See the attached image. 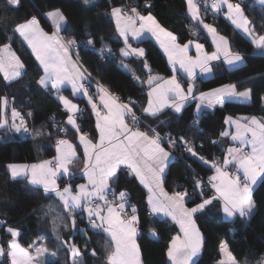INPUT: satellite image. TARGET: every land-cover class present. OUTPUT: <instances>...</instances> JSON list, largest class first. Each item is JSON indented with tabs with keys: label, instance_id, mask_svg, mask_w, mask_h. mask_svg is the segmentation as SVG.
Here are the masks:
<instances>
[{
	"label": "snow or ice",
	"instance_id": "6c2138e0",
	"mask_svg": "<svg viewBox=\"0 0 264 264\" xmlns=\"http://www.w3.org/2000/svg\"><path fill=\"white\" fill-rule=\"evenodd\" d=\"M258 2L264 5V0ZM83 3L89 5L92 0H83ZM5 6L18 9L21 0H5ZM186 6L192 20L196 21L197 26H202L211 38L213 51H207L205 44L199 42L198 28L191 31L196 39L180 43L174 32L163 27L150 11L144 14L140 10L141 7L145 10L152 7L148 0L143 5L134 0L133 5L123 4L111 8L115 30L124 45L119 49V55L122 58H139L148 74L147 80L142 81L148 86L146 102L139 107L136 99L129 97L125 101L98 81L95 82L93 93L91 73L79 62L78 52L73 51L78 48L75 37L61 35L67 18L59 8L46 14L53 31H45L40 20L33 15L17 22L12 29L13 36L6 37L8 42L0 44V76L6 82L5 87L21 78L26 71L25 62L12 47L13 39L19 38L38 62L42 74L37 83L56 96L66 112V126H56V155L40 163L8 164L11 178L15 180L23 177L28 185L42 188L46 197L55 198L45 212L46 216L52 217L54 232H57L60 223L85 232L86 229L78 228L77 221L80 216L86 215L87 228L103 232L108 237L105 245L107 264H141L140 246L137 243L140 218L136 206L130 203L127 190H117L122 174L134 177L147 190V204L152 214L168 217L178 225L179 232L171 237L167 246L170 264H196L195 258L200 255L205 243L196 224L197 213L219 203L226 217L248 220L256 209L254 192L258 182L264 181V117H226L225 123L235 130H225L219 135L230 138L232 144L222 153V157H213L211 160L198 156L195 144L185 136H163L150 125L142 127L145 120L158 119L165 110L181 114L189 102H195L197 119H194L193 124L198 125L199 113L203 108L223 107L226 101H250L252 98L251 89L238 90L235 83L223 84L197 94L195 81L198 76L213 72V62L220 61L234 68L244 62V57L238 51H233L227 36L205 21L197 0H186ZM209 9L213 15L223 13L236 29L242 30L250 38L259 53L264 54V33L250 27L251 22L245 15L242 0L235 3L232 0H211L210 5L204 0L205 13ZM146 33L155 38L166 54L171 66V75L168 77L153 74L146 49L133 46L132 42H141ZM86 43L94 47L92 39ZM193 49L194 55L190 54ZM99 53L101 56L112 55V50L104 46L99 49ZM133 78L140 79L135 73ZM68 89L72 97L82 95L86 98L95 116V136L83 131L78 123L77 114L82 110L63 94ZM7 105L8 97L0 95V130L30 134L33 138L42 135L40 130L29 128L31 111L24 113L13 106L9 120ZM69 131H72L78 143L74 144L65 138ZM61 133L62 136L59 135ZM212 143L217 144L218 141L213 140ZM179 147H183L191 157L198 158L212 172L206 183L198 174L193 180L192 192L199 202L192 199L187 188L171 193L165 189L169 162ZM79 149H82L81 171L86 183L75 187L70 182L58 183L65 177L71 180L72 166L81 161ZM177 187L179 189L181 186ZM205 187L209 188L210 194L205 192ZM189 202L191 207L188 206ZM4 223L0 221V224ZM6 232L11 239L6 244L0 243V259H3L4 264H44L40 257L47 253L46 246L37 242L22 246L18 240L21 235L19 229L9 226ZM150 233L152 236L157 235L154 229H150ZM57 239H60L58 232ZM60 246L66 247L73 257L79 256L82 251L69 241L61 240ZM219 252L221 259L217 264H240L227 241L220 242ZM91 254L95 256V250ZM51 255L55 256L56 253ZM73 264H79V261L74 259ZM257 264H264V257Z\"/></svg>",
	"mask_w": 264,
	"mask_h": 264
},
{
	"label": "trees",
	"instance_id": "16d2710c",
	"mask_svg": "<svg viewBox=\"0 0 264 264\" xmlns=\"http://www.w3.org/2000/svg\"><path fill=\"white\" fill-rule=\"evenodd\" d=\"M133 0H92L85 5L83 0H21L18 9L5 6V0H0V44L7 43L6 37L13 36L12 29L15 24L26 17L33 15L40 20L42 27L49 30L51 24L47 19V13L59 8L65 14L67 21L63 36L86 43L88 39L94 41V47L80 45L73 51L78 52L79 61L91 73L92 81L100 82L109 87L112 92L121 96L125 101L129 97L138 101V107L146 102L147 88L139 82L145 81L147 74L143 71L141 60L129 58L124 60L119 55V49L123 46L115 30V21L110 12L113 6H118ZM241 2V0H232ZM143 5L145 0H137ZM152 7L141 11L147 14L150 11L159 23L173 31L178 41L184 43L189 39H196L191 35L193 29L198 28L199 41L205 44V48L211 51L213 46L210 38L200 26H194L187 11L186 0H148ZM245 15L251 22L250 26L259 33H264V5L257 0H242ZM204 11V8H203ZM206 22L217 27L218 31L229 38L233 51H238L244 57V62L234 68L217 61L213 62L211 76L199 77L195 81L197 94L200 91H208L223 84L235 83L238 90L251 89L250 101H226L223 107L216 106L213 109H205L199 115L198 125L192 120L197 119L195 114V102L185 106L179 115L171 110H165L158 119L148 118L144 126H151L162 133L185 136L195 144V150L199 156L212 159L215 152L226 146L223 137L217 144L212 140L219 137L225 127L227 116L264 117V54L259 53L251 43L248 36L228 21L221 13L211 17L204 11ZM146 49L147 61L154 73L168 77L171 68L165 55L157 44L150 38L138 43ZM108 47L112 50V56H101L98 48ZM13 49L25 62V74L17 81L5 87L0 76V95L8 97L7 118L11 119V108L27 113L28 125L31 130H40L42 135L35 138L21 137L17 133L0 130V225L1 243L11 239L6 232L7 227H15L20 230L18 237L22 246L33 242L44 241L49 250L56 253L53 259L46 260L44 264H73L74 259H80L79 264H107L106 248L108 237L105 233L87 228V219L80 216L77 224L79 229L85 232L73 230L60 223L57 232L53 231L52 217L46 216L48 206L53 204L54 197L45 196L42 188H34L28 185L24 178L13 180L7 168L9 163H30L55 155V140L58 137L56 126H66V112L56 96L45 91L37 83L40 72L38 62L35 61L31 51L19 38H14ZM123 61V63H122ZM125 66L122 67L121 65ZM133 73L140 79L133 78ZM94 85L92 89L94 90ZM83 131L95 136V118L87 107L86 113L78 118ZM163 122V123H162ZM54 124H57L56 126ZM74 131V130H73ZM59 135H63L62 133ZM70 137L75 143L72 131ZM66 136V137H67ZM202 145V147H201ZM81 155V150L79 149ZM82 159V155H81ZM212 172L208 167L190 154L184 157L175 156L169 163L166 173L165 187L168 191L183 190L187 188L193 200L196 194L192 192L193 180L198 176H205ZM82 178L76 177L74 183ZM178 185L181 187L178 189ZM119 190H127L130 203L137 208L140 218L137 243L140 246L143 264H170L167 258V246L171 237L178 232V226L168 218L153 215L147 204V191L132 176L122 174L118 184ZM209 192V190H205ZM210 194V192H209ZM256 209L251 218L236 217L224 219L212 216L207 209L195 216L196 224L205 238L202 251L195 260L196 264H217L221 258L219 247L221 241H227L230 250L240 264H257L264 257V181H260L254 192ZM199 202V200H196ZM188 206H192L189 202ZM127 211L130 212V209ZM150 229H154L156 236H152ZM61 240L75 243L82 249L81 254L73 257V254L62 247ZM92 250L96 255L93 256ZM0 264H4L0 259Z\"/></svg>",
	"mask_w": 264,
	"mask_h": 264
},
{
	"label": "crops",
	"instance_id": "0c3cea01",
	"mask_svg": "<svg viewBox=\"0 0 264 264\" xmlns=\"http://www.w3.org/2000/svg\"><path fill=\"white\" fill-rule=\"evenodd\" d=\"M232 2H234V1H232ZM257 2H258V0H257ZM235 3V2H234ZM118 6H120V5H118ZM226 10V9H225ZM222 15H223V13H221ZM201 16L204 18V11H203V8H201ZM190 18H191V16H190ZM47 19H48V17H47ZM192 19V18H191ZM48 21L50 22V24H51V28L49 29V30H47V29H45L44 27V30L45 31H48V32H51V31H53L54 29H53V27H52V23H51V21L48 19ZM115 21V20H114ZM158 21V20H157ZM193 22H194V26H196L197 24H196V21H194V20H192ZM159 22V21H158ZM208 23V22H207ZM196 24V25H195ZM42 26V25H41ZM164 27V26H163ZM251 27V26H250ZM200 28H202V26H200ZM167 29V28H166ZM169 30V29H168ZM243 34H245L242 30H240ZM207 34V33H206ZM176 35V34H175ZM246 35V34H245ZM247 36V35H246ZM209 37V36H208ZM146 38H150V39H152L156 44H157V46L159 47V49L161 50V52L165 55V57H166V59H167V56H166V54L164 53V51H163V49H161L160 48V46H159V44L155 41V38L154 37H152L150 34H148V33H146L145 34V36H144V38H143V40L144 39H146ZM210 38V37H209ZM210 40H211V38H210ZM187 42V41H186ZM200 42V41H199ZM133 43V46H139V47H143V46H141V45H139L137 42H135V41H133L132 42ZM181 43V42H180ZM202 43V42H201ZM124 46V45H123ZM122 46V47H123ZM144 48V47H143ZM30 50V49H29ZM214 50V48H212V50L211 51H213ZM31 51V50H30ZM208 51V50H207ZM190 54H192V55H194L195 53H194V49L192 50V52H190ZM122 58V57H121ZM129 58H135V59H138V60H140L139 58H136V57H127V58H122V59H124V60H127V59H129ZM168 61V60H167ZM80 62V61H79ZM81 63V62H80ZM170 66V65H169ZM229 67V66H228ZM85 68V67H84ZM170 68H171V66H170ZM197 71H199V70H197ZM213 73V72H212ZM212 73L210 74V75H207V76H199V77H202V78H206V77H209V76H211L212 75ZM20 79V78H19ZM15 82V81H14ZM13 83V82H12ZM93 85L95 86V83L93 82ZM94 91H95V87H94ZM209 91V90H208ZM64 95H66V96H68L70 99H72L73 100V102L74 103H76L77 105H78V107H80L81 105H84V106H87V107H89V109H90V106L87 104V100H86V98L85 97H83L82 95L81 96H76V97H72L71 96V94H70V89H68V90H66L64 93H63ZM235 101H242V100H235ZM245 102H247V101H245ZM190 103V102H189ZM188 103V104H189ZM188 104H186V105H188ZM185 105V106H186ZM217 106H219V105H217ZM63 107V106H62ZM205 109H213V108H203L202 109V111L203 110H205ZM65 110V109H64ZM90 111H91V109H90ZM201 111V112H202ZM200 112V113H201ZM92 113V112H91ZM200 113H199V115H200ZM195 114L197 115V113H196V109H195ZM93 116H94V114H93ZM227 117H229V116H227ZM233 119H240V118H242V117H240V116H235V117H233V116H231ZM256 117H258V118H261L260 116H256ZM94 118H95V116H94ZM66 121V120H65ZM79 123V122H78ZM67 127H71V126H67ZM225 130H229V131H234L235 129H234V127H231V126H229L228 124H226L225 123V127H224V129H223V131H225ZM65 138H67V139H69V140H71L74 144H76V143H78V141L76 140V143L70 138V137H65ZM224 138V137H223ZM224 140H225V143H226V146H225V148H224V151L226 150V148L228 147V146H230L231 144H232V141L230 140V138H224ZM81 150V155H82V149H80ZM78 154H79V152H78ZM55 155H56V152H55ZM54 155V156H55ZM54 156H52V157H49V158H45V159H41V160H39V161H35V162H30V163H25V162H21V163H15V164H33V163H40L41 161H43V160H51ZM174 158V155L172 156V159ZM172 159L170 160V162L172 161ZM169 162V163H170ZM82 163H83V161H82V159H81V161L79 162V163H77V164H75L74 166H72V172H73V176H72V178H71V180H69V178H67V177H65V178H63L62 180H59L58 181V183H61V184H63V183H65V182H70L72 185H73V187H75L76 185H78V184H81V183H86V178H84V176H83V173H82V171H81V168H82ZM9 164H12V163H9ZM9 170V169H8ZM10 172V171H9ZM211 175H212V173H211ZM80 177V178H82L80 181H78V182H76V183H74L75 182V180L73 181V179L74 178H76V177ZM17 178H23V177H17ZM137 180V179H136ZM138 181V180H137ZM139 182V181H138ZM259 183V182H258ZM140 184V183H139ZM141 185V184H140ZM142 187H143V185H141ZM165 189H166V187H165ZM146 190V189H145ZM167 190V189H166ZM147 191V190H146ZM168 191V190H167ZM169 193H171V192H173V191H168ZM148 195V194H147ZM149 207V206H148ZM189 207H191V206H189ZM149 210H150V207H149ZM207 211H209L210 212V214H212V216H217V217H221V218H224V219H231V218H228V217H226L224 214H223V212H222V209H221V207H220V205H219V203H215L214 205H212V206H209L208 208H207ZM151 212V211H150ZM154 215V214H153ZM85 217H86V215H84ZM155 216H157V215H155ZM157 217H161V218H168V217H164L163 215H159V216H157ZM168 219H170V218H168ZM171 220V219H170ZM1 225V224H0ZM178 226V225H177ZM178 232H179V227H178ZM177 232V233H178ZM176 233V234H177ZM175 235V234H174ZM0 243H1V240H0ZM55 256H49L48 257V260L49 259H53ZM198 257H196L195 258V260L197 259ZM140 259H141V256H140ZM141 263H142V259H141ZM143 264V263H142Z\"/></svg>",
	"mask_w": 264,
	"mask_h": 264
},
{
	"label": "built area",
	"instance_id": "2783aa9c",
	"mask_svg": "<svg viewBox=\"0 0 264 264\" xmlns=\"http://www.w3.org/2000/svg\"><path fill=\"white\" fill-rule=\"evenodd\" d=\"M136 2H137V0H136ZM133 3H134V0H133ZM197 3L200 4L201 8H204V0H197ZM207 3L210 5V4H211V0H207ZM124 4L131 5L129 1H126V3H124ZM121 5H123V4H121ZM121 5H120V6H121ZM208 14H209L211 17H214V16H215V15L212 14V12H211L210 9H209V11H208ZM61 35H62V33H61ZM76 41H77L78 46L82 45V46L85 47V46L87 45V43H83V42L78 41V40H76ZM107 48H108V47H107ZM99 49H101V48H98V50H99ZM108 49H110V48H108ZM112 54H113V52H112ZM107 56H110V57H111L112 55H107ZM121 66L124 67L125 65L122 64ZM132 75H133V74H132ZM142 84H144V83L139 82V85H142ZM92 91H93V93L95 92L93 89H92ZM79 108L82 110V112L77 114V120H78L79 117L83 116L84 113H86V111H87V106L81 105ZM193 121H194V120H192V122H193ZM54 125L56 126L57 124H54ZM61 127H62V126H61ZM158 132H159V131H158ZM160 133H161V135H163V136H167L168 134H170V133H162V132H160ZM19 135H20L21 137H25V138H33V136L30 135V134H19ZM171 136L174 137V138H176V137L173 136V135H171ZM178 137H179V136H178ZM57 138H58V137H56V140H57ZM185 138H186V137H185ZM186 139H187V138H186ZM56 140H55V144H56ZM213 140H216V141L219 142V140H220V136L217 137V138H215V139H213ZM213 140H212V141H213ZM189 141H190V140H189ZM191 142H192V141H191ZM186 154H189V153H187L183 147H179V148H177V149L173 152V155H175V156H180V157H184V155H186ZM198 156H199V155H198ZM213 157H217V158L222 157V149H221L220 151H218V152H215L214 155H213ZM208 160H211V159H208ZM210 175H211V174H207V175H205V176H199V178H201L202 180H204L205 183H206V182H207V178H208ZM178 186H180V185H178ZM205 190H209V188H208V187H205ZM242 219H243V218H242Z\"/></svg>",
	"mask_w": 264,
	"mask_h": 264
},
{
	"label": "rangeland",
	"instance_id": "374dc122",
	"mask_svg": "<svg viewBox=\"0 0 264 264\" xmlns=\"http://www.w3.org/2000/svg\"><path fill=\"white\" fill-rule=\"evenodd\" d=\"M19 163V162H18ZM38 244H42V245H44V241H39V242H37ZM45 246V245H44ZM47 253H45L43 256H41L40 257V259L45 263V261L46 260H48V257L49 256H51V253H53L54 251H52V250H49L48 248H47ZM221 259V258H220ZM219 259V260H220ZM75 260H77V261H79L80 262V259H75ZM8 264H10V262H8ZM142 264V263H141Z\"/></svg>",
	"mask_w": 264,
	"mask_h": 264
},
{
	"label": "water",
	"instance_id": "95a60500",
	"mask_svg": "<svg viewBox=\"0 0 264 264\" xmlns=\"http://www.w3.org/2000/svg\"><path fill=\"white\" fill-rule=\"evenodd\" d=\"M151 69H152V68H151ZM143 71L147 74V71H146L144 68H143ZM152 73H153V74H157V73H154L153 69H152ZM147 75H148V74H147ZM159 75H160V74H159ZM162 76H163V75H162ZM164 77H165V76H164ZM146 80H147V78H146ZM146 80H145V81H146ZM144 87L148 89V86H147L146 83H144Z\"/></svg>",
	"mask_w": 264,
	"mask_h": 264
}]
</instances>
